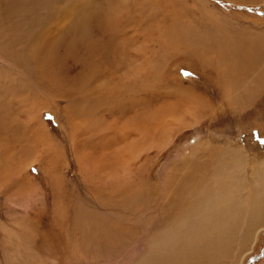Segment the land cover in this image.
Segmentation results:
<instances>
[{"label": "rangeland", "instance_id": "1", "mask_svg": "<svg viewBox=\"0 0 264 264\" xmlns=\"http://www.w3.org/2000/svg\"><path fill=\"white\" fill-rule=\"evenodd\" d=\"M140 2L146 4V34L129 30L139 35L134 45L137 54L146 53V71L162 66L178 87L194 91L198 103H180L166 94V103L176 104L169 124L153 131L146 126L144 136L132 132L129 140L106 129L102 140L96 119L72 123L63 109L68 101L43 94L34 116L37 137L25 130L32 117L21 116L24 149L9 158L13 162L0 154V177L8 178H0V264H158L159 251L168 249L159 234L169 188L184 176L194 178L191 174L204 164L211 168L228 159L235 149L245 159L246 189L256 170L264 178V0ZM156 18L167 23L168 32L154 43L147 28ZM188 34L199 42L207 38L221 48L227 45L234 55L204 48L206 62L217 60L209 66L186 54L165 59L172 46L164 38L187 39ZM0 65L3 73H12L7 59L0 58ZM233 72L243 73L245 81L232 86ZM45 103L50 107L42 108ZM200 105L203 110L195 108ZM242 233L220 264H264V219L244 243ZM183 248L189 252L191 245Z\"/></svg>", "mask_w": 264, "mask_h": 264}, {"label": "bare ground", "instance_id": "2", "mask_svg": "<svg viewBox=\"0 0 264 264\" xmlns=\"http://www.w3.org/2000/svg\"><path fill=\"white\" fill-rule=\"evenodd\" d=\"M145 5L140 0H0V58L7 59L13 70L3 73L0 65L1 155L13 162L9 158L24 149L18 126L21 116L32 117L25 130L35 136L38 124L34 116L41 109L39 98L43 94L51 100L65 98L68 104L63 109L72 123L80 120L87 124L89 119H96L102 140L108 136L106 129L129 140L132 132L144 136L146 126L153 131L169 124L167 118L176 104L166 103V94L175 96L180 103H198L194 91L178 87L176 78L168 79L162 66L146 71V53H136L134 44L139 35L131 34L129 28L143 29L146 34ZM166 24L156 18L148 26V35L155 37L150 38L152 42L157 43L167 34ZM187 36L164 38L172 46L165 59L186 54L201 65L217 62H206L201 57L205 49L220 47L216 42L207 38L199 42L198 37ZM240 50L244 52L241 45ZM232 52L226 45L218 53L232 58ZM247 67L251 70L253 66ZM19 71H23L22 75ZM242 80L245 81L243 73L237 76L233 72L229 83L234 86ZM49 105L45 103L42 108ZM116 112L122 117H116ZM43 137L49 138V134ZM85 141L89 144L87 137ZM226 156L228 159H218L211 168L205 164L196 168L191 174L194 178L184 176L174 190L169 188L172 196L167 195L170 198L161 205L165 221L163 235L159 234L168 249L159 251L162 261L158 264H181L182 259L184 264H220L231 252L237 236L243 232L244 243L264 219L261 170H256L253 185L247 190L245 178L241 179V174L245 175L242 151L235 149ZM219 238L224 243L215 245L213 241ZM107 241L110 240L102 244ZM184 245H191L189 252Z\"/></svg>", "mask_w": 264, "mask_h": 264}, {"label": "snow or ice", "instance_id": "3", "mask_svg": "<svg viewBox=\"0 0 264 264\" xmlns=\"http://www.w3.org/2000/svg\"><path fill=\"white\" fill-rule=\"evenodd\" d=\"M186 75H187V73H186ZM262 143H264V141H261ZM34 171V170H33Z\"/></svg>", "mask_w": 264, "mask_h": 264}]
</instances>
